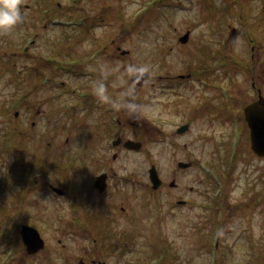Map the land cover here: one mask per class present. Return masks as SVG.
I'll use <instances>...</instances> for the list:
<instances>
[{
  "label": "rangeland",
  "instance_id": "obj_1",
  "mask_svg": "<svg viewBox=\"0 0 264 264\" xmlns=\"http://www.w3.org/2000/svg\"><path fill=\"white\" fill-rule=\"evenodd\" d=\"M107 3L100 15L93 0H20L21 22L0 32V264H81L90 252L109 264H264V159L238 115L264 96V0ZM57 19L91 28L53 27ZM138 73L150 77L142 87ZM98 82L107 99L94 93ZM98 103L137 111L126 126L143 153L119 161L132 180L105 199L70 186L71 172L57 180L63 198L28 187L24 170L36 159L66 172L89 167L96 123L86 115L99 114ZM143 117L161 129L153 141ZM175 159L191 167L179 171ZM23 226L41 233L42 253H28Z\"/></svg>",
  "mask_w": 264,
  "mask_h": 264
},
{
  "label": "flooded vegetation",
  "instance_id": "obj_2",
  "mask_svg": "<svg viewBox=\"0 0 264 264\" xmlns=\"http://www.w3.org/2000/svg\"><path fill=\"white\" fill-rule=\"evenodd\" d=\"M108 1L110 0H93V2L96 3V5L99 4L97 6L98 7L97 11L101 13L102 12L105 13L107 9H112V5H109L107 3ZM113 1L115 0H111V2ZM89 22H90L89 20L84 21L83 24L78 22H73L71 23L72 25H70L71 30L73 29L82 30L81 27H85L86 28L85 32L88 33L89 29L91 28V26L88 25ZM181 79L186 81V79L183 77ZM98 84L99 82L97 83V85ZM96 88L94 89V93H96ZM94 96L95 95L93 94V92L91 91L86 92V94L84 95L85 98L84 102L87 103L90 102V105L93 106L94 102H91V100L94 99ZM104 96L105 94H103L100 97H104ZM210 107H212L211 104ZM98 109L100 111L99 114L96 113V111L90 107L88 113L95 111L96 114L86 115V118L95 117V121L91 123L92 124L91 126H93V124L96 123V125L93 126L95 128V132H92L90 135L87 136V141L85 143V152L88 160L90 161L89 167H69V169L66 172L63 170V167H44L43 162L38 161L36 159L34 163H32L29 167H25L24 170L25 182L28 187H30V184H33L38 188L41 185L45 184L46 189L50 190L52 194H54L59 198L60 197L63 198V196H68L69 192L68 190H65L64 187L65 185L57 186L58 185L57 180H59V176L64 174H70L71 172L75 174V177L70 176L71 179L70 186H73L75 183H77L78 185H86L90 187L91 190H93L99 196V198L101 197V199L103 198L105 199V197L109 193L117 192V189L119 188V182L123 183L125 180V183H128V180H132L131 175L124 174L125 171L123 167L119 164V161L123 158V156L134 154V152L126 149L125 143L127 141H133L134 137H136L135 139L138 140L134 139V141L143 143L142 141H139V138L137 136H133L135 131H131L126 126V124H130L128 122V119L129 117H131V115L135 113V116H137L136 115L137 111L131 110V106H129L128 108H124L122 104H117V103L116 104L98 103ZM237 112H233V113H237ZM243 112L244 109L242 107V112H240L238 115L243 117L244 116ZM41 113L42 112H38L37 115L40 117ZM216 113L218 115H222L219 110ZM143 119H145V117H143ZM145 121L148 122L149 126H151V128L147 129L148 131L147 138H150L149 140L153 141L154 139L152 135H156V132L162 133L161 129L157 126V123L155 122L154 119L152 120L154 123H152L147 119H145ZM162 121L165 122L166 120H162ZM35 125L36 124H33V127H35ZM78 125L80 124L79 123L73 124V126H78ZM186 125H190V124L188 123ZM183 126L185 125L177 127L175 131L176 133L174 132V135L176 134L178 138H182V136H184L178 134ZM181 162L184 161H177L175 159V162L173 163L172 167L179 166ZM163 186H164V182H163ZM163 186L160 188L161 190L163 189ZM66 188L68 187L66 186ZM57 190L60 191L64 190L65 195L60 196ZM70 196H72L71 192L69 197ZM179 202H184V201H179ZM102 203L106 204L107 200L106 201L102 200ZM96 230L98 232L100 231V229H96ZM95 249L92 251V254L95 251ZM90 253H88L84 258L80 259L82 260L81 264H109L105 260L98 258L96 255H91ZM125 264H144V263L140 261L138 262L127 261L125 262ZM161 264H165V262Z\"/></svg>",
  "mask_w": 264,
  "mask_h": 264
},
{
  "label": "water",
  "instance_id": "obj_3",
  "mask_svg": "<svg viewBox=\"0 0 264 264\" xmlns=\"http://www.w3.org/2000/svg\"><path fill=\"white\" fill-rule=\"evenodd\" d=\"M187 37L181 39L183 44H186ZM148 77L145 74H139L138 79L134 80L133 83L139 87H142L144 81ZM245 120L251 130L252 149L256 155L264 158V97L261 95L260 99L254 104L248 106L245 109ZM189 131V126L182 128L179 134H185ZM126 147L130 150L140 151L142 145L139 143L128 142ZM190 165H180V168L187 169ZM151 183L155 190H158L162 186V182L159 178L158 172L155 167L150 171ZM59 195H64V192L57 190ZM22 239L27 247V251L30 255H36L41 251L45 250L46 243L43 240L41 234L34 228L24 226L22 228Z\"/></svg>",
  "mask_w": 264,
  "mask_h": 264
},
{
  "label": "clouds",
  "instance_id": "obj_4",
  "mask_svg": "<svg viewBox=\"0 0 264 264\" xmlns=\"http://www.w3.org/2000/svg\"><path fill=\"white\" fill-rule=\"evenodd\" d=\"M21 20L20 0H0V32L11 33ZM104 92V85L98 84L97 95L102 96ZM103 98L107 99L106 96Z\"/></svg>",
  "mask_w": 264,
  "mask_h": 264
},
{
  "label": "trees",
  "instance_id": "obj_5",
  "mask_svg": "<svg viewBox=\"0 0 264 264\" xmlns=\"http://www.w3.org/2000/svg\"><path fill=\"white\" fill-rule=\"evenodd\" d=\"M6 238H7V235H4L3 241L9 242Z\"/></svg>",
  "mask_w": 264,
  "mask_h": 264
}]
</instances>
